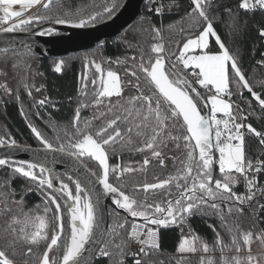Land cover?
<instances>
[{
  "label": "snow or ice",
  "instance_id": "1",
  "mask_svg": "<svg viewBox=\"0 0 264 264\" xmlns=\"http://www.w3.org/2000/svg\"><path fill=\"white\" fill-rule=\"evenodd\" d=\"M149 3L154 4L155 0ZM64 5L65 0H0V33L27 31L32 25L47 21L83 28L105 16L111 18L117 8L115 2L105 3L102 10L83 15L81 7L73 11ZM54 6L59 7L53 11ZM174 6L177 5L173 0L169 11ZM211 6V0H190L189 10L182 17L184 26L180 28L185 38L178 42L176 52L166 54L161 29L150 25L142 29L150 31L156 41L148 52L125 41L129 49H137L139 56L100 62L85 57L82 99L72 121L63 129V137H57V145L29 124L45 149L66 153L78 162L95 161L98 172L89 175L96 178L104 194L112 197L114 211L123 210L142 223L134 219L126 228L127 220L118 221L106 233L100 231L99 193L94 199L92 190L79 180L74 181V192L63 181L56 189L51 170L42 165L0 158V166L13 169V176L0 182V205H3L0 216L8 217L0 231V264H90L86 253L89 257L96 253L107 258L109 264H127L128 257L133 258V264H156L150 257L160 249L159 228L172 226L181 229L176 264H191L188 254L198 253L202 254L197 264H262L264 253L254 254L252 244L259 241L264 248V229L244 230L241 220L248 212L255 216L257 208L264 211V203L257 199L258 196L264 199V185L258 180L259 174L264 173V131L246 123L255 114L253 101L264 113V80L252 83L246 77L239 56L225 46L215 31L216 18L210 16ZM163 8L161 4L149 11L159 15ZM238 8L246 12L264 10V0H239ZM225 11L232 13L230 7ZM235 25L233 20L231 26ZM259 35L264 37V27L259 29ZM210 37H215L218 45L215 53L209 48ZM105 63L123 65V76L105 67ZM258 63L264 66V61ZM62 66L63 61L57 63L55 71L61 72ZM27 67L30 70V64ZM0 74L6 75L3 70ZM0 87L11 94L6 84ZM24 87L31 96L29 85L25 83ZM245 90L252 97L245 100L247 112L232 100L234 95L244 99ZM46 102L47 98L36 104L43 106ZM88 108L93 109L91 118L82 116V110ZM247 134L258 138L261 146L255 158L247 154ZM0 147L18 145L14 139L0 137ZM173 148L184 154L179 161L181 167L175 175L157 177V182L134 185V192L144 193L143 199L127 193L123 184L110 182L113 177L120 181L124 174L146 173L153 160L161 168L166 166L167 159H172L175 165L177 158L167 154ZM118 149L145 153V158L139 168L112 165L110 156ZM17 174L35 184L43 198L42 208L37 205L24 211V194L17 200L11 187ZM241 183L245 192L237 193L235 187ZM150 193H162L163 198L150 201ZM14 207L19 208L18 213L13 212ZM205 209L220 221L219 230L211 226L214 233L211 245L190 229L187 235L183 231L192 215L209 214ZM121 230L126 232L125 236ZM222 232L230 237L228 242ZM95 244L101 246L89 247ZM133 244L138 246L135 251ZM217 251L219 260L214 256Z\"/></svg>",
  "mask_w": 264,
  "mask_h": 264
},
{
  "label": "trees",
  "instance_id": "2",
  "mask_svg": "<svg viewBox=\"0 0 264 264\" xmlns=\"http://www.w3.org/2000/svg\"><path fill=\"white\" fill-rule=\"evenodd\" d=\"M125 0H65V7H70L75 11L77 7L83 9V15H87L92 11L102 10L105 3L111 5L113 2L117 4V12L123 5ZM173 3V0H155L154 4L147 0L143 11L135 25L124 35L115 40L106 42L104 44L93 47L88 52L76 53L68 58L53 59L41 57L35 53L15 50L0 53V70H3L6 75L0 74V85L6 84L11 89L9 94L3 87H0V137H7L14 139L16 143L28 144L32 146L42 145L36 135L31 131L29 124L36 127L45 138L55 145L58 144L57 137H63V129L67 127L73 119L75 109L78 106V101L82 99L80 95L81 77L84 75L85 57L89 60H106L111 58L116 60L120 58L125 60L133 55L139 56L136 48L129 49L125 41H131L134 45H139L145 52H148L150 45L156 41L152 39L150 31L145 32L142 29L149 28L150 25L161 29V36L163 38L166 54L177 51V44L185 37L181 34L180 28L182 24V17L189 10L190 0H174L177 6L172 7L169 11L168 6ZM239 0H211L210 16L216 19L213 20L214 28L220 36L222 42L231 52L237 54L240 58V66L246 77L250 82L255 83L259 80H264V66H261L259 61H264V37L259 35V29L264 27V10L257 9L254 12H246L238 8ZM164 5L162 14H157L154 10L149 11L150 8H155ZM59 6H54L53 11L57 10ZM232 9L229 15L225 8ZM105 16L98 22L107 19ZM150 18V19H143ZM233 20L236 21L235 27H232ZM48 22V21H47ZM38 25H32L33 29ZM29 29V30H30ZM211 52L218 51V45L215 39H212L209 46ZM7 61V63H5ZM63 61L61 72L55 71V65ZM13 63L17 64L13 68ZM31 66L30 70L27 65ZM105 67H111L113 70L123 76L124 66H118L115 63ZM94 71V69H93ZM27 83L31 88V96L28 95V89L24 87ZM197 87V85H196ZM40 88V91H36ZM198 88V87H197ZM91 90V85H89ZM199 91H203L198 88ZM257 91L261 89L256 88ZM235 91V89H233ZM244 99L234 95L232 100L240 104L241 107L248 111L245 100H252L250 94L245 90L243 92ZM47 98V102L43 106L36 104V101ZM26 107V110L24 109ZM255 114L249 116V121L258 130L264 131V113L253 101ZM30 111L33 112L30 113ZM93 109L88 108L82 110V116L91 118ZM32 122V123H31ZM94 123H99L95 121ZM170 147H172L170 145ZM261 146L258 139H249L247 141V154L250 158H255L261 152ZM167 151V150H166ZM168 156L176 157L177 160L174 165L172 159L165 161L166 166L161 168L157 161L153 160L148 166L146 173L137 171L132 174H124L120 181L114 177L111 178L113 184L121 183L124 190L137 196L139 199L144 198L142 191L134 192V185H142L145 182H157L156 178H166L169 175H175L177 169L181 167L179 161L184 159L182 151L175 150L167 152ZM145 158V153L129 151L127 149L117 152L110 156V164L125 165L139 168L140 163ZM93 172H98L97 163L93 160L83 159ZM38 172V170H37ZM218 174V170H217ZM13 176V169L11 166H0V182L9 179ZM64 183L69 184V187L75 190V185L68 176L59 174ZM11 187L17 193L16 199L19 200L20 194H24V211L35 209L37 205L43 204V198L40 191L36 189L35 184L28 178L16 175L12 181ZM31 188L32 191H28ZM49 191V190H47ZM173 191H175L173 189ZM235 191L238 188L235 187ZM162 193L149 194V200H161ZM209 214L197 213L188 218L187 224L184 225V234H189V229L195 234L202 237L210 245L214 242V233L211 226H216L219 230L220 221L216 215L205 209ZM14 213L19 212V208H13ZM66 216V213H65ZM7 216H0V231L3 230V225ZM109 227H113L118 221L124 222L127 220V227H130L131 222L138 218H128L125 214L110 208L109 213ZM241 226L244 230H253L258 232V228L247 213L241 220ZM264 229V222H262ZM160 230V249L153 253L150 259L159 264L163 261L164 264H176V259L179 254L176 249L181 239V229L176 226L168 228H159ZM225 242L230 240L227 233H221ZM121 235L125 236L126 232L121 230ZM107 237L105 238V240ZM259 243V241H257ZM260 245V244H259ZM262 249V248H261ZM264 250V248L262 249ZM188 254L191 264H197L199 256ZM213 255V254H210ZM219 252L214 256L219 260ZM229 255H234L230 253ZM244 255V253H241ZM94 264H109L107 258L99 256ZM127 264H133V259L128 257Z\"/></svg>",
  "mask_w": 264,
  "mask_h": 264
},
{
  "label": "water",
  "instance_id": "3",
  "mask_svg": "<svg viewBox=\"0 0 264 264\" xmlns=\"http://www.w3.org/2000/svg\"><path fill=\"white\" fill-rule=\"evenodd\" d=\"M146 2L147 0H125L111 18L83 28H74L67 24H56L48 21L27 31L0 33V53L23 50L41 57L64 59L76 53L88 52L93 47L115 40L128 32L138 21ZM39 31H44L45 34L39 35ZM17 145L16 148L0 147V158L42 165L51 170L56 189H59L62 181L59 174H64L71 177L73 183L79 180L82 186L91 189L94 199L99 193L101 197L98 205L100 231L105 233L108 231L110 208H115L112 197L103 193V188L96 182V178L89 175V172L93 171L83 160L78 162L66 153L47 150L43 145L32 146L22 143H17ZM116 211L134 219L123 210L116 209ZM100 246L95 244L89 247L97 248ZM85 256L90 258V264H94L99 257L96 253L90 257L86 253Z\"/></svg>",
  "mask_w": 264,
  "mask_h": 264
},
{
  "label": "built area",
  "instance_id": "4",
  "mask_svg": "<svg viewBox=\"0 0 264 264\" xmlns=\"http://www.w3.org/2000/svg\"><path fill=\"white\" fill-rule=\"evenodd\" d=\"M197 87L200 88L199 85H197ZM200 89L204 92V89H202V88H200ZM245 112H247V111H245ZM246 123L251 124V122L249 121V118L247 119ZM255 138L256 137L251 135V134L246 135V148H247V141L249 139H255ZM256 139H258V138H256ZM258 180H259L260 185H264V173L259 174ZM236 187L238 188V191H236L237 193H244L245 192V187L242 183ZM257 199H258L259 203H264V199H261L259 196L257 197ZM248 214H249L250 218L252 219V221L254 222V224L256 225V227L258 228V230L263 229L262 222H264V211H261L257 208L255 216H253L251 212H248ZM136 221L139 223H142V221H139V220H136ZM152 227H155V226H152ZM160 239H161V236H160V230H159V243H160ZM137 248H138L137 245H135V244L132 245V249L134 251L137 250ZM130 258H132V257H130Z\"/></svg>",
  "mask_w": 264,
  "mask_h": 264
},
{
  "label": "rangeland",
  "instance_id": "5",
  "mask_svg": "<svg viewBox=\"0 0 264 264\" xmlns=\"http://www.w3.org/2000/svg\"><path fill=\"white\" fill-rule=\"evenodd\" d=\"M216 31V30H215ZM212 39H215V37H210L209 38V46H210V44H211V41H212ZM213 53H215V52H213ZM24 109L26 110V107L24 106ZM30 113H32L33 114V112L32 111H30ZM32 123V122H31ZM39 140V139H38ZM40 141V140H39ZM40 206H41V208L43 207V204H40ZM263 249V248H262ZM261 249V246L259 245V243L257 242V241H255L253 244H252V251H253V253L254 254H257V255H259V254H261V253H264V250H262ZM261 262H262V264H264V256H262L261 257Z\"/></svg>",
  "mask_w": 264,
  "mask_h": 264
},
{
  "label": "flooded vegetation",
  "instance_id": "6",
  "mask_svg": "<svg viewBox=\"0 0 264 264\" xmlns=\"http://www.w3.org/2000/svg\"><path fill=\"white\" fill-rule=\"evenodd\" d=\"M40 146H42V145H40ZM37 170H38V169H37ZM37 170H36V171H37ZM38 171H39V170H38ZM45 176H47L46 173H45ZM59 177H60V176H59ZM60 179H61V178H60ZM61 180H62V179H61ZM49 191H52V190L49 189ZM61 203H63L62 200H61ZM2 207H3V205H0V208H2Z\"/></svg>",
  "mask_w": 264,
  "mask_h": 264
}]
</instances>
